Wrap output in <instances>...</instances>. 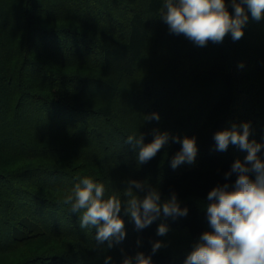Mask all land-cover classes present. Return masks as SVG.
Segmentation results:
<instances>
[{"label": "trees", "instance_id": "trees-1", "mask_svg": "<svg viewBox=\"0 0 264 264\" xmlns=\"http://www.w3.org/2000/svg\"><path fill=\"white\" fill-rule=\"evenodd\" d=\"M162 3L0 0V264H122L137 252L151 264H184L192 249L166 244L158 226L195 244L210 230L208 192L233 183L224 174L247 155L231 144L216 151L214 134L249 122V139L264 143V19L248 13L239 41L229 34L198 47L169 33ZM153 113L158 121L145 119ZM157 132L194 137L195 162L172 169L181 144L170 139L138 164L125 140L142 135L147 144ZM85 175L105 198L123 201L130 180L161 201L175 193L188 214L138 232L122 209L125 239L98 244L96 229H82L62 202Z\"/></svg>", "mask_w": 264, "mask_h": 264}, {"label": "clouds", "instance_id": "clouds-1", "mask_svg": "<svg viewBox=\"0 0 264 264\" xmlns=\"http://www.w3.org/2000/svg\"><path fill=\"white\" fill-rule=\"evenodd\" d=\"M229 5L232 11H229ZM160 19L169 33L183 35L198 47L209 42L220 44L230 34L239 41L244 35V26L249 16L255 21L264 19V0H163ZM243 67V65H240ZM145 119L159 120L157 113ZM249 122L233 123L231 128L217 131L213 139L215 150L224 152L229 145L237 146L247 155L244 160H235L226 172L225 180L236 175L233 183H224L212 188L207 194L206 216L210 230L205 231L187 255L184 264H264V159L259 153L264 143L250 140ZM172 140L180 143L181 149L170 166L176 169L182 164H192L197 155L194 137H171L167 132H157L154 139L145 144L143 136L129 135L126 144L138 149V164L155 158L158 152ZM140 192L145 194L141 198ZM123 201L115 195L105 198V186L85 175L64 196L63 203L70 211L79 214L82 229L95 228L98 244L122 242L126 237L125 222L120 213L123 209L133 222L136 231H142L161 217H186L188 209L182 208L173 193L161 201L160 192L138 180L128 181ZM166 224L161 223L157 236H165ZM138 245L140 241H137ZM162 247L161 241L152 243V252ZM111 257L105 258V264ZM151 264V257L137 252L134 257H125L122 264Z\"/></svg>", "mask_w": 264, "mask_h": 264}, {"label": "rangeland", "instance_id": "rangeland-1", "mask_svg": "<svg viewBox=\"0 0 264 264\" xmlns=\"http://www.w3.org/2000/svg\"><path fill=\"white\" fill-rule=\"evenodd\" d=\"M209 231V230H208ZM171 237V238H170ZM175 238V243L182 245L183 247L187 248V245H189V247L191 249H193L194 244H192V242L190 240H188V238L186 237L185 233L181 230H174V231H169L167 232V234L164 236V242L166 244L171 243V239Z\"/></svg>", "mask_w": 264, "mask_h": 264}]
</instances>
